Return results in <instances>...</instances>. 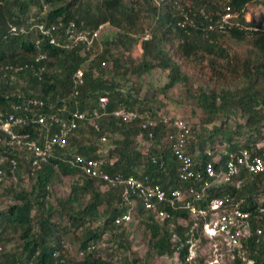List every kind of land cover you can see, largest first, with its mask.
<instances>
[{"label":"trees","instance_id":"1","mask_svg":"<svg viewBox=\"0 0 264 264\" xmlns=\"http://www.w3.org/2000/svg\"><path fill=\"white\" fill-rule=\"evenodd\" d=\"M225 2L240 12V27L204 33L199 17L197 25L180 26L182 11L187 5L205 4L220 13L221 0H0V108L33 98L38 100L37 114L66 117L73 111L87 112L66 147L54 148L52 158L32 175L29 168L19 167L14 186L0 184L8 193L0 208V264H156L162 257L175 264L171 232L182 235L178 216L186 212L174 210L171 220H159L138 199L125 196L121 185L105 186L70 159L75 154L102 159L111 174L132 175L167 191L185 188L193 182L179 179L169 138L172 122L179 117H193L186 152L194 169L202 170L210 161L221 171L229 155L241 150L264 159V26L255 16L244 18L247 10H254V0ZM69 21L86 30L105 24L94 41V60L88 61L90 52L82 45L63 50L28 25H56L53 33L61 36ZM10 24L26 30L11 33ZM145 33L148 39H142ZM226 37L241 44V51L230 52ZM133 47L138 49L134 57ZM37 52L45 57L35 61ZM181 59L206 61L214 84H190ZM78 68L83 69V83L74 94ZM154 69L166 76L159 88L143 83ZM234 78L240 79L234 88L226 85ZM176 84L200 115L190 105L180 110L178 100L169 98ZM100 97L107 98L103 105ZM119 107L136 116L116 118L112 112ZM148 120L152 124L143 127ZM101 135L106 137L103 144L97 141ZM66 176L71 177L69 189L57 196L53 190ZM237 179L238 185L210 182L205 197L196 203L203 207L209 199L227 194V204L237 203L248 212L250 234L241 240L243 249L253 264H264V178L242 168ZM124 213L130 219L115 223ZM105 241L110 246L100 245ZM71 243L76 254L64 246ZM203 259L199 255L196 264H205ZM239 261L235 255L231 264Z\"/></svg>","mask_w":264,"mask_h":264},{"label":"built area","instance_id":"2","mask_svg":"<svg viewBox=\"0 0 264 264\" xmlns=\"http://www.w3.org/2000/svg\"><path fill=\"white\" fill-rule=\"evenodd\" d=\"M225 1L221 0L222 12L220 13L205 4L198 7L187 5L178 23L180 26H194L197 25L196 17L202 18L204 33L215 30L224 32L230 27H240V12ZM247 12L249 11L245 12L244 18L248 21ZM28 25L30 29H36L41 37L48 39L49 44L63 50L82 45L87 52H90L88 61L94 60V41L105 28V24H99L96 28L86 30L78 27L75 22L69 21L64 25L62 35L57 36L53 33L56 25L45 26L39 22H30ZM58 26L63 25L59 22ZM25 30L15 24L9 25L11 33H22ZM148 38L147 33L142 36V39ZM39 42L35 41L36 44ZM44 57L42 52H37L35 61ZM22 66L26 67V64L15 69H20ZM82 83L83 69L78 68L73 76L74 94ZM106 101V97L99 98L101 105ZM37 108L38 100L33 98L11 102L7 108H0V184L3 186L15 185L18 180L16 170L19 167L29 168L28 173L32 175L36 168L52 158L54 148L66 147L68 136L77 127L78 120L85 119L87 116L85 111H73L66 117L55 113L37 114ZM92 114L97 115V112L94 110ZM112 114L122 120H131L136 116V112L122 107L114 109ZM151 124L152 121L148 120L142 126ZM93 125L97 128L95 123ZM172 125L174 131L169 138L172 139V151L177 161L178 177L180 180L193 182L185 188L167 191L158 183H148L132 175L111 174L103 168L102 159H86L75 154L70 159V163L77 165L85 174L99 179L105 186L121 185L125 196L138 199L159 220H171L174 210L180 209L186 212V216H178V223L183 227L182 235L175 231L171 232V241L176 249L175 264H196V258L199 255L202 256L201 245L205 238L212 239V254L215 255L208 260L204 258L203 261L206 264H223L221 260L223 248L228 252L226 264H231L235 255L240 259L237 264H253V259L246 256L241 241L250 234L249 213L241 210L237 203L227 204L229 200L227 194L209 199L208 204L203 207L198 206L196 202L205 197V189L212 181L240 184L239 179H234L242 168L248 172L258 173L264 178V159L259 155H250L247 150H241L229 155L221 171L217 172L210 161L202 170L194 169L191 156L186 152L191 121L186 117H179L173 120ZM97 141L103 144L106 137L101 135ZM195 182H199L200 185L197 187ZM129 219V213H124L116 217L114 221L120 223L127 222ZM256 232L259 234L260 229ZM64 246L68 247L66 244Z\"/></svg>","mask_w":264,"mask_h":264},{"label":"rangeland","instance_id":"3","mask_svg":"<svg viewBox=\"0 0 264 264\" xmlns=\"http://www.w3.org/2000/svg\"><path fill=\"white\" fill-rule=\"evenodd\" d=\"M186 4H188V2H186ZM252 5L254 7V10L251 11V16H255L254 20L256 21V23H260L261 26H264V25H262L264 23V3L254 0ZM252 12L254 15H252ZM104 31H105V29H104ZM100 36H101V34H100ZM225 45L230 52L241 51V48H240L241 44H238L237 41H235L229 37L225 38ZM130 54L133 57L137 56L138 55V49L136 47H133ZM180 64H181L182 70L190 76V78H191L190 84L193 83L195 86L196 85H210V86H212L214 84L215 80L209 81V79H208L209 74H210V70L207 67V65H205L206 61L203 63H198L197 61H190L187 59H181ZM165 80H166L165 73L158 70V69H154L150 72L149 75H146L143 78V83L145 85H149V86L150 85L158 86V88H159L160 86H162L164 84ZM237 80H238V82L240 81V79L234 78L233 81H231V82L228 81L226 85H229L230 87L234 88L235 84L238 83ZM216 85H217V87H220L219 80H218V82H216ZM158 98L162 99V101L165 100L163 97V93H161V92H158ZM169 98L171 100H173L174 98H176V100H178L179 105L181 106L180 110L184 106L190 105L195 110V114L200 115V110L195 109L194 101L193 100L187 101L188 97L185 95L184 89L181 85H178V84L174 85V87L169 92ZM186 118H188V117H186ZM188 119H189V121H192L193 117H189ZM222 148L223 147H220V150ZM70 182H71V177H69V176L64 177L63 182L60 183V185L56 186V189L53 190L54 193L57 196H60L64 193H66L67 190L69 189ZM7 200H8L7 190L5 188H0V208L3 205L1 201L6 202ZM100 245L102 247L110 246V243H108V242L106 243V241H105V242H101ZM212 246H213L212 239H210V238L203 239L202 245H201V254H202V257L205 258L206 260L215 257V255L212 254V248H213ZM68 250H69L70 254H76V245L74 243L69 244ZM227 255H228V252L226 250H224V248H223L222 255H221V260H222L223 264H226V262H227V259H226ZM170 262H171V258H169V257H162V258H158L156 260V264H170Z\"/></svg>","mask_w":264,"mask_h":264},{"label":"crops","instance_id":"4","mask_svg":"<svg viewBox=\"0 0 264 264\" xmlns=\"http://www.w3.org/2000/svg\"><path fill=\"white\" fill-rule=\"evenodd\" d=\"M251 16V11L246 13V17L249 19Z\"/></svg>","mask_w":264,"mask_h":264},{"label":"clouds","instance_id":"5","mask_svg":"<svg viewBox=\"0 0 264 264\" xmlns=\"http://www.w3.org/2000/svg\"><path fill=\"white\" fill-rule=\"evenodd\" d=\"M249 12H250V11H249ZM250 18H251V16H250ZM250 18H249V20H250ZM249 20H248V21H249Z\"/></svg>","mask_w":264,"mask_h":264}]
</instances>
